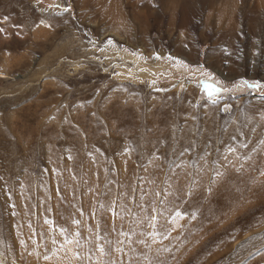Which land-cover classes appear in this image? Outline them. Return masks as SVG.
I'll return each instance as SVG.
<instances>
[{
	"label": "rangeland",
	"instance_id": "374dc122",
	"mask_svg": "<svg viewBox=\"0 0 264 264\" xmlns=\"http://www.w3.org/2000/svg\"><path fill=\"white\" fill-rule=\"evenodd\" d=\"M84 2L0 0V264H264V20Z\"/></svg>",
	"mask_w": 264,
	"mask_h": 264
},
{
	"label": "bare ground",
	"instance_id": "6f19581e",
	"mask_svg": "<svg viewBox=\"0 0 264 264\" xmlns=\"http://www.w3.org/2000/svg\"><path fill=\"white\" fill-rule=\"evenodd\" d=\"M186 1L187 0H122V2H124L122 3L120 0H85L87 4H85V2L83 4L87 6L89 4L97 8L99 13L108 19L112 18L116 19V21H120L126 13H124L125 3H129L130 8L134 12L141 13V16L147 19L149 16H153L157 6H161L163 11L162 14H165L169 11L171 6L179 3H186ZM199 2L204 7L209 8L210 11L207 12V16L209 19L212 17L213 28L223 29L226 17H232L234 21H238L242 18L247 19L252 28H255V25L259 27L261 24L260 21L262 19L264 20V0H199ZM207 23H210V21L206 20V24ZM224 30L221 31V34H215V38L221 37L223 39H228L234 37L232 34L230 36L228 31L224 32ZM254 33L257 34V31L254 30ZM262 33L263 31H261V34ZM216 54L218 55V51H216Z\"/></svg>",
	"mask_w": 264,
	"mask_h": 264
},
{
	"label": "snow or ice",
	"instance_id": "6c2138e0",
	"mask_svg": "<svg viewBox=\"0 0 264 264\" xmlns=\"http://www.w3.org/2000/svg\"><path fill=\"white\" fill-rule=\"evenodd\" d=\"M244 83H247V81H245ZM249 87H252V88H258L259 87V84H251L249 85ZM211 94V92L209 93ZM177 215H182V213H177ZM70 242V241H69ZM48 257H45V259H47Z\"/></svg>",
	"mask_w": 264,
	"mask_h": 264
}]
</instances>
